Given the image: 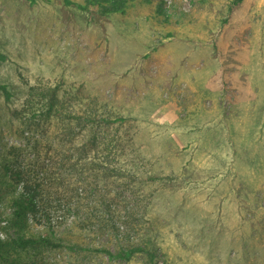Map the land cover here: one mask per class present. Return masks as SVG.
<instances>
[{
  "label": "rangeland",
  "instance_id": "374dc122",
  "mask_svg": "<svg viewBox=\"0 0 264 264\" xmlns=\"http://www.w3.org/2000/svg\"><path fill=\"white\" fill-rule=\"evenodd\" d=\"M99 1L0 0V264H264V0Z\"/></svg>",
  "mask_w": 264,
  "mask_h": 264
},
{
  "label": "trees",
  "instance_id": "16d2710c",
  "mask_svg": "<svg viewBox=\"0 0 264 264\" xmlns=\"http://www.w3.org/2000/svg\"><path fill=\"white\" fill-rule=\"evenodd\" d=\"M121 1L122 0H100L99 2L104 12H112L122 9L123 6L121 4ZM236 2L239 3L241 2V0H237ZM158 10L161 11L162 9L159 7ZM0 90H2L5 93L6 98L11 97L10 91L7 89L6 85L0 84ZM56 98L57 99L54 100V103L51 102L49 103V107H46V113L49 116H51L52 114H64L61 113V109H60V106L61 105L64 106V104L60 102L61 100H59L58 97ZM99 118L91 117L89 115L88 117H86V121H97V120L99 121ZM122 119L124 118L118 119L117 121L120 120V122H123L124 120ZM104 120L106 119L102 118V120L100 121H104ZM107 122L114 123V121L111 120L110 121L108 120ZM110 153H108V155H105L103 157V160H105L103 168L107 167V169H109L113 174V172H116L113 166V161L115 162L118 156L112 153L110 155ZM43 165L44 164L42 163L41 166ZM36 166H37L36 164L33 165L34 168ZM6 171L8 172V174H10L13 182L23 183L22 193L16 196L13 200V205L15 207L14 216H13L14 224L19 229H23L26 226L27 220L30 215H34V217L36 218L46 217L49 219V212L45 206V198L46 196H49V194L52 192L49 186H46L38 178L33 177L31 175L33 171L18 167L14 163L7 165ZM52 173H55L54 169H52ZM127 175L136 178L133 173H128ZM35 245L60 247L62 243L56 242L51 237L46 235L40 237H30V236L27 237L24 234H19L16 238H13L9 242H5L2 239H0V250L4 249L7 246H13L19 249H26L30 246H35ZM144 250L145 249L142 246H135L131 248L121 247L116 251L115 256L123 259H130L136 254L143 253ZM107 252L110 253V251L108 250Z\"/></svg>",
  "mask_w": 264,
  "mask_h": 264
}]
</instances>
